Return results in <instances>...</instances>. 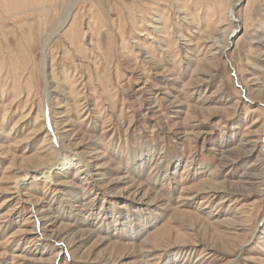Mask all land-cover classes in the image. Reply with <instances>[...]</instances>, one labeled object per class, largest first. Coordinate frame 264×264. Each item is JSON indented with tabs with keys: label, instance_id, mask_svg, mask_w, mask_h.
<instances>
[{
	"label": "rangeland",
	"instance_id": "rangeland-1",
	"mask_svg": "<svg viewBox=\"0 0 264 264\" xmlns=\"http://www.w3.org/2000/svg\"><path fill=\"white\" fill-rule=\"evenodd\" d=\"M0 264H264V0H0Z\"/></svg>",
	"mask_w": 264,
	"mask_h": 264
},
{
	"label": "bare ground",
	"instance_id": "bare-ground-1",
	"mask_svg": "<svg viewBox=\"0 0 264 264\" xmlns=\"http://www.w3.org/2000/svg\"><path fill=\"white\" fill-rule=\"evenodd\" d=\"M67 17H68V12L66 13V15L64 16V18H63V21H62V23L61 24H64V22L66 21V19H67ZM60 24V25H61ZM48 120H50L49 118H48ZM52 135V134H51ZM59 162H62V163H64V164H68L69 162L68 161H66L65 162V160L63 159V161H59ZM84 167L86 168H83V171H84V173L85 174H88L89 173V165H87V164H84ZM19 187H20V182L18 181V182H16V185H15V189H19Z\"/></svg>",
	"mask_w": 264,
	"mask_h": 264
}]
</instances>
